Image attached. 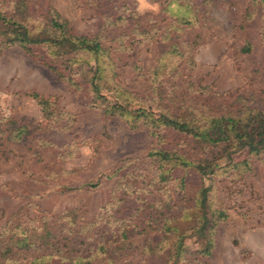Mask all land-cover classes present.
<instances>
[{"label":"rangeland","instance_id":"obj_1","mask_svg":"<svg viewBox=\"0 0 264 264\" xmlns=\"http://www.w3.org/2000/svg\"><path fill=\"white\" fill-rule=\"evenodd\" d=\"M15 1L0 0V11L9 13ZM24 1L28 26L44 23L51 9L67 22L71 34L98 37L112 63L110 75L104 72L110 79L104 87L114 85L130 93L135 109L140 104L157 114L169 107L179 115L188 106L211 115L236 109L241 103L238 97L264 98L261 21L250 0H184L190 3L192 19L198 20L190 28L161 13L156 0ZM128 5L141 17L138 27L153 35L152 40L138 44L131 34L137 28L133 21H116L127 14ZM172 26L184 32L175 33ZM193 35L199 38L186 49L185 41ZM245 42L249 51L242 53ZM174 44L178 55L170 49ZM50 61L42 47L25 52L0 45V225L18 220L22 227L36 226L41 218L75 210L77 226L97 224L87 234L68 236L66 249L86 253L114 229L105 217L99 218L102 208L124 217L135 207V199L139 203L141 198L160 196L157 185L147 187L154 177L147 153L167 142L171 148L173 137L169 133L167 140H159L141 119L132 124L126 116L103 114L93 106L86 81L66 71L54 72ZM88 65L90 81L97 85L103 71L93 61ZM159 70L161 76L153 78ZM100 92L111 99L110 93ZM32 94L51 104L49 121L42 118ZM13 122L28 132L17 141L10 132ZM179 147L189 153L186 146ZM243 156L244 152L237 158ZM249 162L248 172L234 177L225 173L214 181L213 197L227 218L215 229L209 256L195 254L199 244L188 238L185 257L197 256L202 264H264V160L251 157ZM117 167H121L118 176L106 178ZM86 183L97 186L63 189ZM167 190L176 207L192 194L191 186L184 197L172 185ZM159 240L160 234L154 232L148 244Z\"/></svg>","mask_w":264,"mask_h":264},{"label":"trees","instance_id":"obj_2","mask_svg":"<svg viewBox=\"0 0 264 264\" xmlns=\"http://www.w3.org/2000/svg\"><path fill=\"white\" fill-rule=\"evenodd\" d=\"M156 1L160 5V12L173 18L175 24L190 28L193 22L197 23L196 17L192 19L189 2ZM250 2L256 5L252 8L260 18L259 35L264 42V0ZM10 6L9 13L0 11V45L3 48L18 46L28 52L32 47H42L51 64H54L51 68L54 72L66 71L71 77L86 81L93 95V106L96 104L103 114L126 116L132 124L141 119V124L146 126L151 136L159 140H167L170 133L173 146L167 148V142L163 144L165 147L160 146L147 153L154 169V177L147 187L157 185L156 191L160 192V196L149 200L141 198L139 203L135 199V207L124 217L110 214L106 208H102L99 218L105 217L114 229L86 253L73 248L67 250L68 236L79 232L87 234L97 222L77 226L73 218L76 211L70 210L59 217L41 218V223L36 226L30 224L22 227L18 220L10 225L8 222L0 225V264H202L197 256H184V241L195 239L199 244L195 254L209 256L214 245L215 229L227 218L226 210L218 207L213 197L215 179L225 173L234 177L248 172L251 157L264 160V98L256 96L250 100L238 97L241 103L236 109L211 115L188 106L179 115L168 111L169 107H164L157 114L140 104L141 107L135 109L130 93L114 85L104 87L110 80L104 72L110 75L112 63L108 50L101 47L98 37L85 38L71 34L67 22L51 9L47 11L44 23L28 26L27 3L18 0ZM125 10L127 14L118 16L116 21H133L137 28L131 34L138 44L152 40L153 35L138 27L141 17L135 14V10L130 5L125 6ZM171 28L175 33L183 31L182 27ZM187 32L190 34V31ZM197 38L199 36L193 35L189 41H185L186 49L195 46ZM248 44L244 43L242 53L249 51ZM170 49L179 54L175 44ZM90 61L103 71L97 85L90 81ZM161 68L164 66L158 69ZM161 71H154L152 77H160ZM101 89L111 94L110 100L102 95ZM31 98L39 105L42 118L49 121L54 111L49 110L51 104L48 100L35 94ZM10 127L15 141L22 133L28 134L26 127L15 122ZM179 145L186 146L189 153L178 148ZM243 152L244 156L237 158ZM120 170L121 167H117L106 178L118 176ZM133 176L130 175L131 178ZM169 185L182 197L186 194L187 186H191L192 194L183 205L173 206L167 190ZM96 186L97 183H86L78 188L63 189ZM17 216L18 213L15 214ZM154 232L160 234V240L149 246V236Z\"/></svg>","mask_w":264,"mask_h":264}]
</instances>
